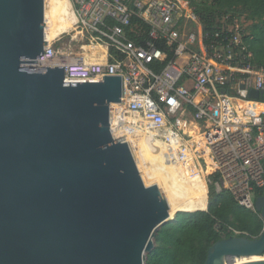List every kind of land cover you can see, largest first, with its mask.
Returning <instances> with one entry per match:
<instances>
[{"label":"water","instance_id":"water-1","mask_svg":"<svg viewBox=\"0 0 264 264\" xmlns=\"http://www.w3.org/2000/svg\"><path fill=\"white\" fill-rule=\"evenodd\" d=\"M62 29L53 0H0V264H146L159 228L188 208L189 155L112 129L120 75L24 66ZM255 206L264 220V189ZM263 253L264 227L216 241L206 264Z\"/></svg>","mask_w":264,"mask_h":264},{"label":"built area","instance_id":"built-area-1","mask_svg":"<svg viewBox=\"0 0 264 264\" xmlns=\"http://www.w3.org/2000/svg\"><path fill=\"white\" fill-rule=\"evenodd\" d=\"M72 1L77 23L68 44L83 52L72 51L63 63L65 79L120 75L117 106L125 124L141 121L142 129L189 155L208 190L213 184L256 210V190L264 187V110L254 105L264 100L249 92L264 91V66L252 61L245 29L206 34L187 0ZM144 24L147 37L137 42L130 33L143 37ZM59 57L63 52L48 44L25 66H54ZM167 58L161 71L151 68Z\"/></svg>","mask_w":264,"mask_h":264},{"label":"trees","instance_id":"trees-1","mask_svg":"<svg viewBox=\"0 0 264 264\" xmlns=\"http://www.w3.org/2000/svg\"><path fill=\"white\" fill-rule=\"evenodd\" d=\"M187 1L191 4L195 0ZM56 2L70 25L72 15L67 1ZM234 7L248 10L252 23L248 32L245 30L244 41L252 53V61L264 66V0H205V4L194 8L201 18L204 32L215 36L222 32L220 19L225 15L224 10ZM142 26L146 29L143 37L130 33L137 42H142L148 34L149 27L145 24ZM157 45L165 47L161 42H157ZM170 58L153 62L151 68L156 72L161 71ZM224 88L231 91L228 85ZM257 107L263 108L264 105H254V108ZM194 168L196 189L193 205L189 211H178L173 219L159 228L155 236L156 245L147 254L146 264H206L208 250L216 241L231 236L233 232L250 237L262 232L264 220L257 210L242 206L229 191L217 190L213 184L209 185L207 192L195 165ZM263 189L258 187L257 195Z\"/></svg>","mask_w":264,"mask_h":264},{"label":"rangeland","instance_id":"rangeland-1","mask_svg":"<svg viewBox=\"0 0 264 264\" xmlns=\"http://www.w3.org/2000/svg\"><path fill=\"white\" fill-rule=\"evenodd\" d=\"M65 1H67V0H65ZM70 1H71V3H73L72 0H70ZM202 4H205V0H195L194 3H191V5L195 8L202 6ZM224 12H225V15L220 19V21L222 22V26H225L226 28L231 29V28H234L236 25H240L242 28H244L246 30V32H248V28L252 22H251V19L249 18V12L245 7H234L232 9L224 10ZM66 24H67V22H66ZM71 30L72 29L63 32L61 35V38L53 42L56 46V49L60 52H63L64 57L65 56L70 57V54L72 51L76 55L82 54V52H83L82 47H80V48L76 47V48L71 49L70 45L68 44V42L71 39V33H73V31H71ZM23 64L25 66L27 64V62L24 61ZM118 106L115 105L113 108H111V111H113L112 112L113 113L112 114V116H113L112 121L114 124L126 127L127 129H130V130H136V131L142 132L145 135L151 136L153 139H156L160 142L162 141L165 144L170 145V144L166 143L164 140L157 138L154 133L153 134L149 133L148 130H144L140 126H138V125H142L141 121H139V120H136V127H134L132 125L129 126V125L124 124L123 114L121 113V115H120V109H118ZM131 119H133V118H131ZM133 122H135V121H132L131 123L133 124ZM111 125H112V122H111ZM170 146H172V145H170ZM173 147H175V146H173ZM206 188H207V186H206ZM207 192H208V189H207ZM176 213L173 216H171L170 220L175 217ZM232 235H239V233L233 232ZM155 245H156V241L154 238V246ZM261 257H264V255H262ZM248 259H249L248 257H241L239 259V261L240 262L243 260L247 261Z\"/></svg>","mask_w":264,"mask_h":264},{"label":"bare ground","instance_id":"bare-ground-1","mask_svg":"<svg viewBox=\"0 0 264 264\" xmlns=\"http://www.w3.org/2000/svg\"><path fill=\"white\" fill-rule=\"evenodd\" d=\"M53 2L55 3V5H56V7H57V9H58V12H59V14H60V16H61V19H62V22H63V29L62 30H60L59 32H57L55 35H53L52 37H50L49 39H47V42H48V44H52L54 41H56V40H58V39H60L61 38V35H62V33L63 32H65V31H68V30H70V29H72L71 31H73L75 28H76V23H77V16H76V14H75V10H74V7H73V5H72V3H71V1L70 0H67V3H68V5H69V8L71 9V15H72V19H71V23H70V25H68V24H66V21H65V18H64V16H63V14H62V12H61V10H60V8H59V6H58V4H57V2H56V0H53ZM65 7H66V9H68L67 8V5L65 4ZM67 59H68V57H59V58H57L56 59V63H57V65H63V63L65 62V61H67ZM115 105H118V104H113L112 105V108L115 106ZM113 111H111V122H112V128L113 129H120V128H125V129H127L126 127H123V126H120V125H116V124H114L113 123V116H112V113ZM126 121V120H125ZM125 124V123H124ZM126 125H128V124H126ZM130 125H132V126H134V127H136V120H135V122H133V124H129V126ZM128 130H130V129H128ZM131 131H133V132H136V133H138V134H141V135H144V136H146V137H149V138H151V139H153L151 136H148V135H145L144 133H142V132H139V131H136V130H131ZM154 140H156V139H154ZM158 141V140H157ZM160 142V141H159ZM162 142V141H161ZM162 143H164V142H162ZM191 162V161H190ZM191 169H192V193H191V199H190V202H189V205H188V208L186 209V210H181V211H189V209L192 207V205H193V198H194V195H195V184H194V180H195V168H194V164H193V162H191ZM207 205V204H206ZM206 207L207 206H205L204 208L206 209ZM202 210H204V209H202ZM197 211V210H196ZM175 214V213H174ZM174 214H172L171 216H173ZM241 257H239V258H237L236 260H235V262H236V264H241V263H243V262H248V261H251V260H259V259H263L264 257H261V256H254V257H248L249 259L246 261V260H243V261H239V259H240Z\"/></svg>","mask_w":264,"mask_h":264},{"label":"crops","instance_id":"crops-1","mask_svg":"<svg viewBox=\"0 0 264 264\" xmlns=\"http://www.w3.org/2000/svg\"><path fill=\"white\" fill-rule=\"evenodd\" d=\"M263 100H264V99H263ZM258 103H259V105H260V104H261V105H264V104L261 103V102H258ZM256 109H257V110H264V107H263V108H262V107H259V108L257 107Z\"/></svg>","mask_w":264,"mask_h":264}]
</instances>
